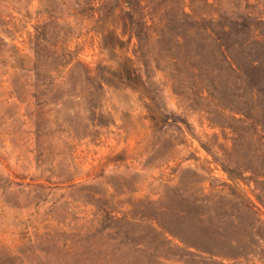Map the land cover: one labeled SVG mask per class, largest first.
I'll use <instances>...</instances> for the list:
<instances>
[{
	"label": "rangeland",
	"instance_id": "374dc122",
	"mask_svg": "<svg viewBox=\"0 0 264 264\" xmlns=\"http://www.w3.org/2000/svg\"><path fill=\"white\" fill-rule=\"evenodd\" d=\"M0 264H264V0H0Z\"/></svg>",
	"mask_w": 264,
	"mask_h": 264
}]
</instances>
